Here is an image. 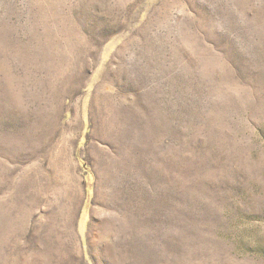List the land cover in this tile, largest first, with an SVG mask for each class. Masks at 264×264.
<instances>
[{"label":"rangeland","instance_id":"374dc122","mask_svg":"<svg viewBox=\"0 0 264 264\" xmlns=\"http://www.w3.org/2000/svg\"><path fill=\"white\" fill-rule=\"evenodd\" d=\"M0 264H264V0H0Z\"/></svg>","mask_w":264,"mask_h":264},{"label":"bare ground","instance_id":"6f19581e","mask_svg":"<svg viewBox=\"0 0 264 264\" xmlns=\"http://www.w3.org/2000/svg\"><path fill=\"white\" fill-rule=\"evenodd\" d=\"M68 153V152H67ZM59 157V156H58ZM33 165V164H32ZM57 165V164H56ZM68 174V173H67ZM29 175V174H28ZM65 181H67V180H65ZM64 182V181H63ZM74 212V211H73ZM76 212V211H75ZM58 215V214H57ZM55 227V226H54ZM57 227V226H56ZM70 253V252H69ZM61 256H62V254H61Z\"/></svg>","mask_w":264,"mask_h":264}]
</instances>
